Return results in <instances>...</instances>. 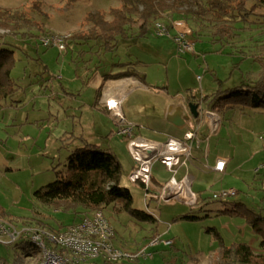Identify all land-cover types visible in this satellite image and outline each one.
<instances>
[{"label": "rangeland", "instance_id": "obj_1", "mask_svg": "<svg viewBox=\"0 0 264 264\" xmlns=\"http://www.w3.org/2000/svg\"><path fill=\"white\" fill-rule=\"evenodd\" d=\"M121 4V0H0V14L3 15L7 9L19 13L24 11L45 31L33 28L24 38L6 29L0 32V48L13 50L15 62L11 77L20 86L13 97L0 100V208L3 209L0 217L17 229L31 220L36 225H39L37 221L43 223L44 228L50 226L59 230L89 213L91 210L82 207L63 211L64 206L56 210L43 205L35 199L34 191L53 182L58 174L63 176L66 158L71 151L90 143L115 155L122 171L119 182L129 190L132 208L155 218V225L137 219L121 209L119 202L103 206V213L114 228V244L130 251L146 245V249L152 252L153 248L148 246L152 234L160 238V234H164L174 242L163 257L164 263L159 262L161 256L153 253L149 260L138 259L135 263L126 264H174L168 262L167 258L171 256H177L178 260L184 258L187 264H209L218 246L212 234L206 232L211 228L218 230L226 243L245 242L254 252L260 251V238L244 219L210 215L224 208L222 201L213 199L212 193L221 189L219 183L215 184L216 176L196 172L193 191L213 186L207 192L206 203L189 205L178 198L166 200L145 196V189L129 180L134 163L125 138L116 133V127L103 112L93 110L95 90L84 85V71L75 74L74 58L78 49L66 44L68 48L59 51L55 46L45 47L40 42L42 34L80 32L88 27L81 25L88 13H107L110 8ZM218 18L213 12L204 17H194L185 6L165 11L161 18L150 24L146 37L132 43L118 39L113 51L102 53L100 61L109 63L120 59L136 62L139 58L145 63L146 81L156 85V91L164 89L169 96L189 94L196 100L213 94L217 89L254 82L262 75L264 65L261 63L264 62V16L253 13L246 21L238 20L234 23V30L221 42L212 35ZM175 19L188 21L191 34L187 39L193 43V52L179 54L171 38L155 34L153 23L160 21L170 27L172 35L171 24ZM128 31L136 33L137 24ZM78 74L79 78L76 77ZM59 75L62 80H53L54 89L51 90L48 83L49 87L44 91L42 81L47 79L48 82ZM137 99H143L151 109L157 107L152 98L139 90L131 95L130 103ZM130 103H125V106ZM249 110L252 109L222 111L224 125L234 123L233 129L223 128L219 137L209 142L210 154L227 144L228 139L231 145L233 143L235 167L226 180L234 189L240 186L241 179L249 184L254 167L264 164V138H258L264 130V113ZM155 177L163 182L166 176L155 173ZM185 216L195 219L187 220L183 218ZM155 226L160 234L154 230ZM28 244L32 243L25 235L11 243L2 237L0 263L29 264L31 256H27L36 254L38 249Z\"/></svg>", "mask_w": 264, "mask_h": 264}, {"label": "trees", "instance_id": "obj_2", "mask_svg": "<svg viewBox=\"0 0 264 264\" xmlns=\"http://www.w3.org/2000/svg\"><path fill=\"white\" fill-rule=\"evenodd\" d=\"M121 1L122 4L119 7L110 8L107 13L106 11L88 13L81 24L82 26L88 25V27H83L84 29L80 32L69 33L70 36L66 44L70 45L91 39L94 42H100V45L107 50H111L115 46L113 42L116 38H124L133 24H137L138 35L142 36L153 20L161 18L165 11H172L184 6L193 13L194 17H204L211 12L217 14L219 18L218 22L213 25L212 35L220 42L234 30V23L238 20L246 21L253 13L264 16V0ZM107 15L110 16V19L107 18ZM33 28L38 29L39 32H45L44 29L41 30L38 22H34L24 11L19 13L16 10L7 9L3 15L0 14V29H6L17 35L21 34L24 38ZM32 35H29V38ZM48 35L42 34L41 36ZM14 62L13 50L0 48V100L13 97L20 88L11 77ZM261 63L264 64V62ZM261 74L252 83L241 82L228 89H217L211 97L204 96L192 103L200 104L208 100L216 111L235 105L250 109H264V65ZM130 75L129 73L120 74L122 77ZM121 172V165L115 155L95 144L87 143L75 148L67 156L64 175L58 174L53 182L35 190L34 197L41 204L56 210H60V206H64L63 211H71L78 207L91 211L103 210V206L119 202L121 209L137 219L155 222L152 215L132 208V196L129 190L121 186L119 182ZM240 209L221 210L219 213L243 217L252 231L260 237V251L254 252L244 242H232L226 245L218 231L214 228L207 229L206 232L212 234L218 245L209 264H264V217L251 209ZM2 214L0 212V215ZM183 218L195 219L191 216ZM37 223L41 227L45 226L39 221ZM46 228L55 231L53 227Z\"/></svg>", "mask_w": 264, "mask_h": 264}, {"label": "crops", "instance_id": "obj_3", "mask_svg": "<svg viewBox=\"0 0 264 264\" xmlns=\"http://www.w3.org/2000/svg\"><path fill=\"white\" fill-rule=\"evenodd\" d=\"M175 20H181V19H175ZM175 20H172V22ZM185 23L187 24L186 21ZM172 31L175 32L174 29ZM144 37H146V33L140 36L138 35V30L136 31V33L133 34L132 32L128 31L124 38L117 37L113 43L117 45V41L120 38L126 39V41H130L132 43L135 39L144 38ZM139 43L144 44V42H139ZM71 45H74L72 47L73 49L75 50L78 49V51H76L75 54L76 57L74 58L75 74H77L78 71L80 70H81L80 74L84 71V75L86 76V78L83 79L84 85L95 90L94 101L92 103L94 107L93 110L95 111L99 110L103 112L105 116L108 117V119L111 121L112 125L114 124L116 130H117L116 121L110 115V112L106 107L105 103H103V101H107L108 99H115L120 101V109L125 120L128 123H131L135 126V133L137 135H140L146 139H151L158 142H166L168 138H178V139L182 138L183 134L186 131L196 132L199 142H197L196 140L192 141L191 150H190L191 157L188 160H186L185 165L180 164L176 166L177 171L175 173L171 172L167 168H164V166L158 161H155L153 163L151 169V180L148 188V192L152 196L149 198H161L160 194L163 191L165 184L170 182L171 183L169 190L170 193H168L167 198L162 197L163 199L170 200L172 198H178L180 202H182L183 204H189V205L198 204L202 202L206 203L208 201L206 200L208 199L207 192L211 190L213 186L211 185V188L210 187L206 188L204 186V187H200L198 191H193L192 185L197 178L196 172H199L201 174L216 176L215 184L219 183L218 186L221 189L222 187L228 188L226 186L232 187V185H230L231 182L226 179L231 177V173L233 172V168L235 167L234 159L236 154L233 143L231 145L228 139L227 144L225 143L222 147L214 150L210 154L208 149L209 142L212 139L218 138L223 128L227 129L228 131H231L233 129L234 123L230 122L228 123L227 126L224 125L223 117L221 115L222 111L228 112L227 110H234V109H239L241 111H244L245 109H250V108L235 105V106L225 107L224 109L216 111L211 107V104L209 103L208 100L207 102H205V104H203L202 102L201 103L202 109L200 111L201 113L203 110L206 109V110L214 111L218 115L219 125L213 131L212 126L209 124V122H207L204 119L201 113L199 114L198 118H194L191 115L188 108L189 103L196 102L202 99L204 96H208V95L201 96L200 99L197 100L192 99V96L189 94H184V95L179 94L176 96H169L167 91H165L164 89H160L156 91L155 88H157V86L154 85L153 83L146 81V72L144 71L145 63L143 61H140L139 58L136 59V62H131L128 60L121 61L120 59H117V60H112L109 63H102L100 61L101 54L104 52L113 51V48L115 46L111 50H107L102 45H100V42L99 43L94 42L91 39L87 41L75 42L73 44L68 45V47H70ZM76 61L77 63L79 62V64H76ZM143 71L144 73H142ZM122 73H129L131 75L122 77L120 76V74ZM80 74L76 75V77L79 78ZM46 80L47 79L42 81L43 82L42 88H45L44 91H46V89L49 87V84L51 90L52 88L54 89V87L52 86L53 80L60 81L62 80V76L60 75L56 76L54 77V79L50 78L48 82H46ZM138 90L140 91L141 94L147 95L150 98H152L154 100V103L157 105V107H153L152 109L149 108L144 103L143 99H137L133 103H130L131 95ZM57 94L58 93L56 92V95ZM213 94L209 95V97H211ZM141 98H143L142 95ZM127 102L130 104L125 106V103ZM249 111L264 113V109H257V110L252 109ZM177 117L182 119V122L175 124L174 120ZM151 126L152 128L155 129H151L150 128ZM240 128L241 127H238L239 130ZM263 132L264 130L262 131V133ZM262 133H259L258 138L261 139L264 138V134ZM203 146L204 149L202 150ZM220 159L225 161L223 171L219 172L209 168L214 166L215 163ZM255 168L256 166L253 169L252 181L248 184L244 181V179H241L240 177L242 181L239 183L240 186L238 185L236 186V189L238 191L237 195L233 198H229L225 201H222L224 203V208L215 210L210 215L213 216L223 215V216L234 217L238 215L220 214L219 212L221 210L233 211L235 208H241L240 210H243V208H248L256 213L261 214L264 217V172H263L264 170L260 169L258 171V174L255 175L256 174L254 172ZM155 173L165 175L166 176L165 180L163 182H159V180L155 177ZM140 186L143 187L141 184ZM184 186L186 189L182 190L184 189ZM2 210L3 209L0 208V211ZM241 218L244 219L243 217ZM28 222H32V221L29 220ZM152 224L155 225V222H152ZM154 230H156L157 233L160 234L156 226ZM218 233L220 234L219 231ZM154 235L157 234H152L149 237H152ZM160 235L162 239L171 240V243L168 245L158 244L152 247L153 251L151 258H153V253L154 255L158 254L159 256L162 257V260H160L159 262L162 261V263H164L165 261L163 260L164 259L163 257L166 254V252L170 251V248L174 246V242L171 238H166L164 234H160ZM224 243L226 245L230 244V243H226L225 241ZM158 247H160V249H157ZM167 259L168 262L170 261L173 262L174 264L176 262H180L179 264H187V260H185L184 258L178 260L177 256H171L168 257ZM135 261L136 260H134V262L125 261L124 263L121 264L135 263Z\"/></svg>", "mask_w": 264, "mask_h": 264}, {"label": "built area", "instance_id": "obj_4", "mask_svg": "<svg viewBox=\"0 0 264 264\" xmlns=\"http://www.w3.org/2000/svg\"><path fill=\"white\" fill-rule=\"evenodd\" d=\"M171 28L175 30L172 35H170V27L163 22L156 21L153 23L155 34L171 38L179 54L193 52V43L187 39L191 30L185 21L182 19L175 20L172 22ZM69 36V33L63 35L50 34L41 37L40 42L45 47L51 45L57 47L59 51H65ZM103 103L116 121V133L125 138L128 151L135 163L129 174V180L132 183L141 184L145 189V196L151 197L148 188L153 163L158 161L164 168L175 173L177 171L176 166L185 165L186 160L191 157L192 141L199 142L196 132L186 131L182 138H168L166 142L146 139L137 135L135 126L125 120L119 100L108 99ZM201 114L214 131L219 125L218 115L214 111L206 109ZM224 164L225 161L220 159L209 168L221 172L224 169ZM260 169L264 170V164L256 167L254 172L258 173ZM170 185V182L165 184L160 194L161 198L168 197ZM237 193L238 191L232 187L222 188L213 193V199L225 201L235 197ZM22 235L29 238L38 249L36 254L27 256H31L28 258L29 264H121L125 261L147 260L152 257V252L146 249V245L134 251L116 246L113 242L114 228L105 217L102 209L85 213L72 223L54 232L28 221L20 229H17L15 225L0 217V241L3 237L7 243H11ZM170 243L171 240L154 235L150 237L148 246L154 247L158 244L168 245Z\"/></svg>", "mask_w": 264, "mask_h": 264}, {"label": "water", "instance_id": "obj_5", "mask_svg": "<svg viewBox=\"0 0 264 264\" xmlns=\"http://www.w3.org/2000/svg\"><path fill=\"white\" fill-rule=\"evenodd\" d=\"M201 103L200 104H194V103H189L188 104V108H189V111L191 113V115L194 117V118H198L199 114H200V111H201ZM179 122H182V119H180L179 117H177L175 120H174V123L175 124H178Z\"/></svg>", "mask_w": 264, "mask_h": 264}, {"label": "bare ground", "instance_id": "obj_6", "mask_svg": "<svg viewBox=\"0 0 264 264\" xmlns=\"http://www.w3.org/2000/svg\"><path fill=\"white\" fill-rule=\"evenodd\" d=\"M186 188H185V186H184V189H182V190H185Z\"/></svg>", "mask_w": 264, "mask_h": 264}]
</instances>
